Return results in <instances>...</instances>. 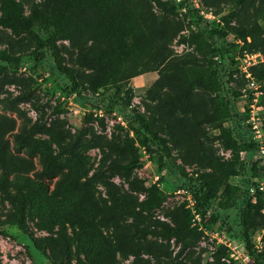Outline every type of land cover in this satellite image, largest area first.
<instances>
[{"label": "rangeland", "instance_id": "374dc122", "mask_svg": "<svg viewBox=\"0 0 264 264\" xmlns=\"http://www.w3.org/2000/svg\"><path fill=\"white\" fill-rule=\"evenodd\" d=\"M17 1L26 16L68 12L70 24L58 47L81 94L126 93L166 139L171 163L216 180L237 167L222 135L221 96L205 80L220 56L201 30L207 24L225 32L227 57H240L264 92V0H116L115 13L133 19L143 52L130 69L134 76L115 80L98 59L115 52L93 29L94 10L66 9L59 0ZM191 8L205 24L190 19ZM227 14L230 22L223 20ZM0 49L17 59L16 65L0 60V264H261L245 259L234 209L226 211V220L199 215L192 231L167 235L187 208L174 184H165L163 200L152 210L138 207L161 174L159 153L141 147L118 113L89 115L51 77V55L32 35L15 36L0 26ZM226 62L229 84L240 91L245 73ZM128 162L132 167L126 170L122 165ZM256 172L264 176V164ZM226 180L241 187V175ZM225 194L221 184L214 203ZM251 219L250 243L261 248L264 207ZM222 246L225 251L217 252Z\"/></svg>", "mask_w": 264, "mask_h": 264}, {"label": "trees", "instance_id": "16d2710c", "mask_svg": "<svg viewBox=\"0 0 264 264\" xmlns=\"http://www.w3.org/2000/svg\"><path fill=\"white\" fill-rule=\"evenodd\" d=\"M66 9L70 8H90L95 11L97 21L93 29L96 32L111 41L115 53H104L98 57L99 61L105 63L111 68L112 79L118 77L123 79L134 76L130 69L137 64V59L143 50L134 31V21L131 17L118 16L114 11L116 0H59ZM184 7V2L179 3ZM0 26L8 28L10 32L18 36L22 33H28L34 37L40 47L46 49L51 55L49 71L51 77L60 82L67 93L73 94L79 100L80 104L88 108L102 109L104 112H116L125 121L129 131L133 133L134 140L151 154L159 153L158 160L161 167L159 181L174 184L176 189L186 187L195 199V213L200 215V219L208 215L212 221L223 218L226 220V213L229 209H234L236 213V223L238 231L232 227L234 234L243 240L247 253L257 263L264 264V246L260 249L252 247L250 243V231L252 228V212H258L264 207V199L259 192L256 194L255 202H251L247 194V185L251 178L259 175L256 172L257 163L250 164V157L243 161L239 159L241 150H248L254 144L243 138L238 142L232 135V129L226 125L232 121L235 126L238 125V112L233 104L241 96V91L233 88L229 78V71L226 68V60L234 62L233 56L227 57L229 44L225 40L226 33L216 28H209L205 24V19L197 13L195 8L189 9L192 14L191 20L196 24H205L201 33L213 43L214 48L220 56V65L216 66L210 73L208 81L215 91H217L222 100L225 126L222 128V135L228 148L233 153V160L237 167H232L225 172L223 180H216L209 174H187L180 166L169 161L170 155L166 145V139L157 131L152 129L144 117L138 113L131 104L130 97L121 90H102L93 94H81L78 89L76 77L70 67L65 63L64 56L61 54L58 41L66 36L70 24V16L67 11H59L53 16H42L38 11H33L30 16L23 14V7L17 0H0ZM231 14L223 17L225 22H230ZM245 38V36L243 35ZM0 60L8 65H16L17 59L11 56L6 49H0ZM102 85V84H100ZM263 102V100H262ZM92 115V112L88 113ZM100 118V117H99ZM129 170L132 167L131 162L122 165ZM230 175H241V187H235L227 182ZM225 186V199L219 200L216 204L214 200L218 195L220 185ZM163 190L156 183L151 184L146 189L145 197L138 203L142 211H150L160 204L163 200ZM193 213L189 208L185 209L183 220L177 227H168L166 234L178 238L182 235L183 229L193 230ZM19 225L23 230L22 220L19 219ZM235 224L229 223L228 226ZM264 237V236H263ZM226 247L218 248L217 252H224Z\"/></svg>", "mask_w": 264, "mask_h": 264}, {"label": "built area", "instance_id": "2783aa9c", "mask_svg": "<svg viewBox=\"0 0 264 264\" xmlns=\"http://www.w3.org/2000/svg\"><path fill=\"white\" fill-rule=\"evenodd\" d=\"M239 40L237 41V43ZM233 68L238 69L239 67L244 71L246 77V83L244 88H242L241 96L238 100L234 101L233 104L235 106L238 115V125L235 126L232 121L227 122L228 125L232 129L233 137L238 141L242 142L243 138H247L248 142L253 143L254 145L248 150H241L239 152L240 160H247L248 156L250 157V164L253 162L259 164H264V117H263V88L262 84L255 77L251 76L248 72V65H242L241 59L238 56L233 57ZM240 60V61H239ZM245 62L246 59H244ZM230 63V60H228ZM231 64V63H230ZM227 70L229 71V65H226ZM240 101V104L237 102ZM71 103V100L68 102ZM87 110H91V112L97 117L104 116V110L95 109V108H87ZM76 113V109H73ZM121 118V117H119ZM125 124V121H122ZM154 183H156L160 189L163 190L165 183L159 181V176H155ZM177 193L184 196L187 200V208H189L193 213L192 222L195 223V220L198 218V214L195 213L194 203L195 199L193 198L191 192L186 187H181L176 189ZM262 194V198L264 199V176H255L251 178L250 183L247 185V194L250 198L251 202H255L256 194ZM199 229H203L206 232V228L202 227L199 223ZM223 245H227V242H221ZM257 249H260L256 247ZM246 261L249 260L250 255L248 253L244 254Z\"/></svg>", "mask_w": 264, "mask_h": 264}]
</instances>
